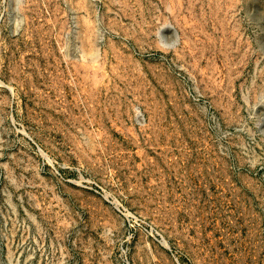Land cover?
I'll return each mask as SVG.
<instances>
[{
    "label": "rangeland",
    "instance_id": "374dc122",
    "mask_svg": "<svg viewBox=\"0 0 264 264\" xmlns=\"http://www.w3.org/2000/svg\"><path fill=\"white\" fill-rule=\"evenodd\" d=\"M0 264H264V0H0Z\"/></svg>",
    "mask_w": 264,
    "mask_h": 264
}]
</instances>
